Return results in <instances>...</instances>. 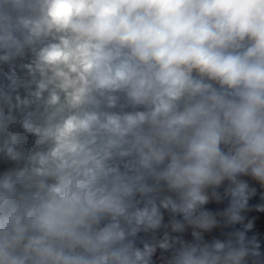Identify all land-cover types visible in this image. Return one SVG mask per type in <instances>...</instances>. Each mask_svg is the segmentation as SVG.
<instances>
[{"label":"clouds","instance_id":"obj_1","mask_svg":"<svg viewBox=\"0 0 264 264\" xmlns=\"http://www.w3.org/2000/svg\"><path fill=\"white\" fill-rule=\"evenodd\" d=\"M0 76V264L258 254L264 0H0Z\"/></svg>","mask_w":264,"mask_h":264},{"label":"built area","instance_id":"obj_2","mask_svg":"<svg viewBox=\"0 0 264 264\" xmlns=\"http://www.w3.org/2000/svg\"><path fill=\"white\" fill-rule=\"evenodd\" d=\"M4 167L0 166V171H3ZM206 195L210 200H217V195L214 190H208ZM207 207L212 209V215L210 218H214L217 222V231L212 232L209 239L213 237H218L224 239L227 236V230L220 223L221 220H226V214L223 211H217L221 208L219 204H208ZM260 207H264V195L259 192L256 194V198L250 200L249 208L246 211L247 220L251 221L253 227L252 230L248 232V237L253 241L252 248L255 249L258 254L252 256L249 260V264H264V260H261L260 253L257 250L254 241L259 237H264V212L259 210ZM171 219V213L165 212L164 214V224H162L159 230H148L147 232H141L140 241L141 243H150L158 247L159 243L163 241L164 234L170 233V241L176 242L175 237L177 233L171 232V224L169 220ZM185 227H187V223ZM191 239V237H188ZM168 256L163 251H157L153 257L151 264H166Z\"/></svg>","mask_w":264,"mask_h":264},{"label":"trees","instance_id":"obj_3","mask_svg":"<svg viewBox=\"0 0 264 264\" xmlns=\"http://www.w3.org/2000/svg\"><path fill=\"white\" fill-rule=\"evenodd\" d=\"M5 70H6V69H5ZM219 199H221V197H220L219 194H218V195H217V200H219ZM219 205H220L221 208L223 207L222 204H219ZM254 244H255V246H256V245H259V248H258L257 250H258L259 253H260V250L264 248V237H259V238H257V239L254 241ZM260 257H261V260H262V256H261V255H260Z\"/></svg>","mask_w":264,"mask_h":264},{"label":"rangeland","instance_id":"obj_4","mask_svg":"<svg viewBox=\"0 0 264 264\" xmlns=\"http://www.w3.org/2000/svg\"><path fill=\"white\" fill-rule=\"evenodd\" d=\"M5 79L4 77L0 76V80ZM260 255L264 258V249L260 250Z\"/></svg>","mask_w":264,"mask_h":264},{"label":"crops","instance_id":"obj_5","mask_svg":"<svg viewBox=\"0 0 264 264\" xmlns=\"http://www.w3.org/2000/svg\"><path fill=\"white\" fill-rule=\"evenodd\" d=\"M264 249V248H263ZM262 256V255H261ZM262 260H264V258L262 257Z\"/></svg>","mask_w":264,"mask_h":264}]
</instances>
